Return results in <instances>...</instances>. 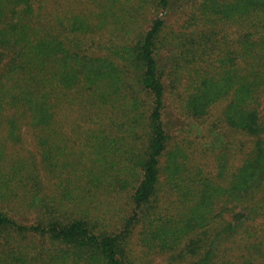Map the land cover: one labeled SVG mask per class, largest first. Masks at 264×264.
I'll use <instances>...</instances> for the list:
<instances>
[{
  "label": "trees",
  "instance_id": "obj_1",
  "mask_svg": "<svg viewBox=\"0 0 264 264\" xmlns=\"http://www.w3.org/2000/svg\"><path fill=\"white\" fill-rule=\"evenodd\" d=\"M136 247L264 264V0H0V264Z\"/></svg>",
  "mask_w": 264,
  "mask_h": 264
},
{
  "label": "rangeland",
  "instance_id": "obj_2",
  "mask_svg": "<svg viewBox=\"0 0 264 264\" xmlns=\"http://www.w3.org/2000/svg\"><path fill=\"white\" fill-rule=\"evenodd\" d=\"M148 11L145 13V23H144V26L147 28L148 26V19H152L153 17H155L157 14L161 15L160 11H157V8L156 6H148ZM168 18V16H167ZM168 21V24H173L172 26L169 27V29L171 27H174L175 29L178 28L177 24L175 23L176 20H174L173 22V17H170L169 19H167ZM168 30V29H167ZM166 30V31H167ZM24 143H25V147L26 149H28L29 151L35 153V145H34V141H33V138L31 136H29L28 134L24 136ZM138 228L139 226H136L134 228V231H133V238L135 239V235L137 234V231H138ZM132 246H134V240L132 242ZM133 255L136 257V259L139 261V262H143V264H170L168 262V259H167V255H157V254H147L145 253L144 251L140 250L139 248H135L134 249V252H133Z\"/></svg>",
  "mask_w": 264,
  "mask_h": 264
}]
</instances>
